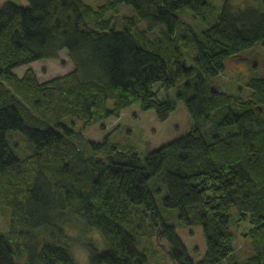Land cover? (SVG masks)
<instances>
[{
	"label": "trees",
	"instance_id": "trees-1",
	"mask_svg": "<svg viewBox=\"0 0 264 264\" xmlns=\"http://www.w3.org/2000/svg\"><path fill=\"white\" fill-rule=\"evenodd\" d=\"M25 2L0 8V264H77L75 243L87 264H264V76L239 94L214 80L264 42V0ZM60 52L64 76L13 72ZM156 83L214 130L194 126L145 157L111 134L86 137L135 103L166 121L174 101L158 100ZM231 208L252 226L244 259ZM197 226L198 263L178 232Z\"/></svg>",
	"mask_w": 264,
	"mask_h": 264
},
{
	"label": "rangeland",
	"instance_id": "rangeland-1",
	"mask_svg": "<svg viewBox=\"0 0 264 264\" xmlns=\"http://www.w3.org/2000/svg\"><path fill=\"white\" fill-rule=\"evenodd\" d=\"M83 1L92 6V2L104 4L110 0ZM6 3L19 6L26 5L25 0H0V8ZM182 17L186 23H192V18L188 13H184ZM196 31H198L197 27ZM223 66V72L214 79L216 84L220 83L222 88H226L229 92L231 91L234 94H239L238 85H240L239 89L243 91L245 88V81H248L250 78L264 76V42L255 45L243 53L229 57L224 61ZM28 69H32L38 82L43 84L54 78L68 74L72 71V65L66 53L60 52L56 60L36 62L26 67L18 68L13 72L16 76L21 78ZM238 81H240V84H238ZM152 89L157 93L156 96L158 100L170 99L174 101L173 104L175 109L171 112L166 121L160 122L157 120L153 110L145 111L142 109L140 103H135L124 110L120 118H110L107 123L105 122L102 124V127L101 125H97L88 129L85 132L86 137L89 140L99 142L103 136L105 137L111 134L110 137L114 142L124 147H133L141 157H145L160 146L184 136L194 126H198L203 134L205 129H208L210 133L214 130L213 126L209 123L202 120L194 121L190 117L185 102L176 98L175 90H165L158 83L153 85ZM11 146L13 147V145ZM229 217V228L235 237L233 240L234 255L239 256V259H244L250 255L251 251L250 243L244 235L249 232L252 226L248 220H239L235 208H231ZM5 225H7V215L0 216V231L4 230ZM178 232L183 243L187 246L186 248L191 254L192 260L198 263L199 260L197 259L199 257L201 259L205 253V238L202 228L198 226L185 227L179 229ZM72 235H76V239H80V241L91 240V235L87 234L86 231L80 232V230H78ZM92 237L94 238V242L98 240L96 235L93 234ZM70 239H74V237H70ZM68 242L69 241H67V243ZM71 248L77 264H87V251L85 252L78 243L72 245ZM151 264H165V261L160 257H154Z\"/></svg>",
	"mask_w": 264,
	"mask_h": 264
}]
</instances>
